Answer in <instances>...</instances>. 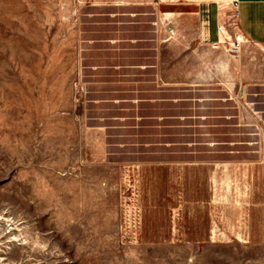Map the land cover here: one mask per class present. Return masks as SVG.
Listing matches in <instances>:
<instances>
[{
    "label": "rangeland",
    "instance_id": "1",
    "mask_svg": "<svg viewBox=\"0 0 264 264\" xmlns=\"http://www.w3.org/2000/svg\"><path fill=\"white\" fill-rule=\"evenodd\" d=\"M187 12L0 0V264H264V44Z\"/></svg>",
    "mask_w": 264,
    "mask_h": 264
},
{
    "label": "crops",
    "instance_id": "2",
    "mask_svg": "<svg viewBox=\"0 0 264 264\" xmlns=\"http://www.w3.org/2000/svg\"><path fill=\"white\" fill-rule=\"evenodd\" d=\"M188 10L195 19L199 39L206 44L221 41L219 27L228 11L238 12V26L241 37L258 44H264V0H174ZM184 14V13H182Z\"/></svg>",
    "mask_w": 264,
    "mask_h": 264
},
{
    "label": "built area",
    "instance_id": "3",
    "mask_svg": "<svg viewBox=\"0 0 264 264\" xmlns=\"http://www.w3.org/2000/svg\"><path fill=\"white\" fill-rule=\"evenodd\" d=\"M238 18V12L237 11H235V15L233 16V19H234V24L233 25H236V19ZM228 24L227 23H224L222 26H221V34H222V37H223V39H226L227 40V35L229 34L228 33ZM239 42H237V44H238ZM234 46V48L235 49H237L235 46L236 45H233Z\"/></svg>",
    "mask_w": 264,
    "mask_h": 264
}]
</instances>
